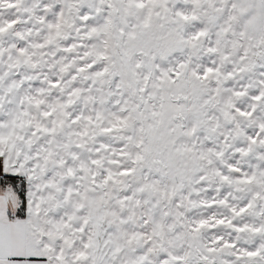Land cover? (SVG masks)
Wrapping results in <instances>:
<instances>
[{
    "label": "snow or ice",
    "instance_id": "1",
    "mask_svg": "<svg viewBox=\"0 0 264 264\" xmlns=\"http://www.w3.org/2000/svg\"><path fill=\"white\" fill-rule=\"evenodd\" d=\"M0 264H264V0H0Z\"/></svg>",
    "mask_w": 264,
    "mask_h": 264
},
{
    "label": "trees",
    "instance_id": "2",
    "mask_svg": "<svg viewBox=\"0 0 264 264\" xmlns=\"http://www.w3.org/2000/svg\"><path fill=\"white\" fill-rule=\"evenodd\" d=\"M16 183L19 184V180H17Z\"/></svg>",
    "mask_w": 264,
    "mask_h": 264
}]
</instances>
